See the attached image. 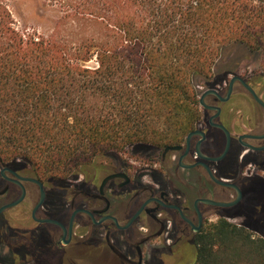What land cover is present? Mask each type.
Returning <instances> with one entry per match:
<instances>
[{
	"label": "trees",
	"instance_id": "1",
	"mask_svg": "<svg viewBox=\"0 0 264 264\" xmlns=\"http://www.w3.org/2000/svg\"><path fill=\"white\" fill-rule=\"evenodd\" d=\"M121 5L109 39L74 45L26 38L0 14L1 157L63 178L127 147L176 146L201 118L198 81L209 80L226 47L256 49L264 35L255 0ZM47 152L63 154V174L54 171L62 158ZM249 225L224 217L204 225L192 264H264V215Z\"/></svg>",
	"mask_w": 264,
	"mask_h": 264
},
{
	"label": "flooded vegetation",
	"instance_id": "2",
	"mask_svg": "<svg viewBox=\"0 0 264 264\" xmlns=\"http://www.w3.org/2000/svg\"><path fill=\"white\" fill-rule=\"evenodd\" d=\"M260 69L250 77L227 73L204 88L201 118L177 151L112 154L113 162L63 178L0 156V264H167L161 252L171 264H192L198 235L213 217L241 218L249 227L264 215V107L245 86L264 103L263 61ZM226 131L228 150L214 160L226 149ZM192 132L203 135L187 142ZM209 171L237 187L235 204L206 202L237 197Z\"/></svg>",
	"mask_w": 264,
	"mask_h": 264
},
{
	"label": "rangeland",
	"instance_id": "3",
	"mask_svg": "<svg viewBox=\"0 0 264 264\" xmlns=\"http://www.w3.org/2000/svg\"><path fill=\"white\" fill-rule=\"evenodd\" d=\"M260 7V13L264 15V0H255ZM121 2L124 0H0V14L6 12V21H9L15 31L24 36L34 39H54L60 43L71 44L80 43L89 39H109L112 35L111 28L115 23V14L124 12ZM104 17L105 20L98 19ZM259 46L255 49H248L243 45L235 44L226 47L220 56L209 80L198 81L200 92L208 85L219 84V80L228 74L240 76H255L261 71L260 64L264 57L258 52ZM86 66L96 65L95 59L85 63ZM149 146L127 147L119 152L109 153L103 156L94 157L96 165L113 162L110 160L112 154L121 157H130V152L134 151L137 157H155L157 151L145 150ZM41 156H53L62 158V162L54 163V171L58 174L62 171L65 157L63 154L44 153ZM41 156L39 158H41ZM38 157V156H36ZM138 159V158H137ZM139 160V159H138ZM136 160V166L142 165L141 159ZM251 169V168H250ZM218 218L213 217L208 223H213ZM229 221L241 225L244 221L241 218H229ZM254 233V232H253ZM258 236V233H254ZM158 259L171 264L173 257L166 252H161ZM155 261V260H154Z\"/></svg>",
	"mask_w": 264,
	"mask_h": 264
},
{
	"label": "water",
	"instance_id": "4",
	"mask_svg": "<svg viewBox=\"0 0 264 264\" xmlns=\"http://www.w3.org/2000/svg\"><path fill=\"white\" fill-rule=\"evenodd\" d=\"M235 79H236V76H234V77L231 79L230 87H231V85H232V83L234 82ZM245 86H246V88L249 90V92L251 93V95L254 97V99H255L260 105H262V106L264 107V103L260 100V98H259L258 96H256V94L253 92V90L250 89V87H248L247 85H245ZM207 93H209V91L202 93L201 96H200V103H201L202 105H203V98L205 97V95H207ZM195 133H199L200 135H203L201 132H192V133H189L188 136H187V142H188L189 138H190L193 134H195ZM226 136H227V137H226V138H227L226 149H225L224 153H223L220 157H218V158H214V160L221 159V158L224 156V154L226 153V151L228 150V146H229V134H228L227 131H226ZM262 137H264V136H262ZM180 148H181L180 146L167 147V148L165 149V151H168V150H170V151H177V150H179ZM209 173H210V171H209ZM210 175H211V177L213 178V180H214L217 184L222 185V186H226V187H232V188H234V190H235L236 193H237V197H236V199H235L233 202H231V203H227V204H226V203H217V202H212V201H206V202L211 203V204H214V205H222V206H230V205L235 204V203L239 200V198H240V192H239V190L237 189V187L234 186L233 184L229 183V182H226V181L223 180V179H217V178H214V177L212 176L211 173H210Z\"/></svg>",
	"mask_w": 264,
	"mask_h": 264
}]
</instances>
